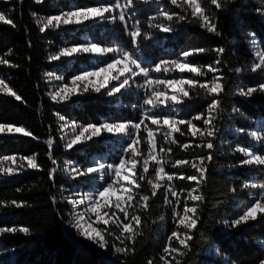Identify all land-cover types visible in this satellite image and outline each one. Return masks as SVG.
Wrapping results in <instances>:
<instances>
[{
	"label": "trees",
	"instance_id": "1",
	"mask_svg": "<svg viewBox=\"0 0 264 264\" xmlns=\"http://www.w3.org/2000/svg\"><path fill=\"white\" fill-rule=\"evenodd\" d=\"M108 2L114 0H45L42 4H36L34 0H0V11L8 13L16 24V27H12L0 22V56L8 59L10 64L18 65H0V78H4L24 101H17L12 96L0 93V123L23 126L39 138L23 135L0 137V157L36 154L37 163L40 165L38 169L26 168L11 177L0 178V200L26 202V206L21 208L0 207V227L25 226L30 229L28 234L0 233V264H121V261L124 264H147V260L151 258H156L157 264H162L159 254L167 235L175 227L172 205L165 204L163 188L149 201L150 211L135 209L143 221L140 227L143 235L136 238L134 254H115L111 244H118L119 241L114 236L108 237L110 246L102 249L79 237L72 227L71 206L64 197L72 189H85L88 185L83 183L85 178L67 177L64 172L65 164L70 162L83 168L89 166L94 158L103 156L106 157V164H116L121 154L115 144L110 146L102 142L65 150L59 131L60 117L79 125L137 122L143 100L133 86L112 96L107 95L105 90L97 94L87 93L67 104L50 99L46 83L49 74L64 71V74L71 75L82 67L92 66V61H98L85 56L74 58L71 62L48 59L59 48L81 44L84 37L101 47H123L148 68H153L161 60L181 58V52L195 48L209 51L195 54L188 59L196 65H206L216 58V53L210 51L211 49H225L221 56L222 63L218 65L225 77V90L219 97L221 106L216 114L215 126L218 131L213 141L215 148L211 150L213 158L205 161L206 179L199 185L205 199L199 206L200 219L193 230L191 248L182 258V264H258L259 260L264 259V217H258L256 221L237 228H225L224 221L239 214L255 191L251 188L242 189L241 184L264 183V169L240 166L242 154L234 151L243 147L264 152V144H253L247 135L255 129L257 123L264 131V94H254L251 97L238 94L240 87L254 86L264 77V73H251L247 70L252 59L250 41L255 39L257 45L264 48V16L256 12V8L264 0H231L223 10L208 6V14L216 17L220 35L208 33L195 21L189 22L190 17L189 20L179 23L161 18L158 22L170 23L173 29L171 32L148 29L147 17L155 15L158 10H181L168 3V0H148V3L136 0L132 8V12L136 13L135 19H139L144 30L151 33L147 39L140 38L137 46L131 44L119 21L88 22L41 33L32 17L33 12L38 16L55 15L61 10L67 11L76 6ZM8 50H12L11 55H6ZM238 67L245 71L236 73L234 69ZM158 74L162 79L183 77L201 82L210 80L213 75L207 73L205 76L196 77L187 71ZM184 87L187 89V85ZM189 95L191 99L185 98L180 104L166 103L152 111L162 116L191 119L205 111L211 97H206L198 88L189 90ZM133 104L137 107L133 108ZM194 123L197 127H203L202 121ZM151 127L156 128L155 125ZM179 127L187 132L186 125ZM143 135L146 137L147 133ZM49 137L54 141L53 157L57 161L56 165L48 158L49 148L45 141ZM173 137L179 143L191 142L193 147L184 151L178 144H165V147L172 148L169 153L170 163L165 165V171L169 174H196L190 166L173 169L171 163L176 159L193 160L197 156H206L209 150L195 148L194 145L201 141L190 133L184 136L173 133ZM157 140L160 144L164 143L160 133L157 134ZM108 141L118 140L110 138ZM141 150L146 155L147 145L142 144ZM54 167L57 171L53 174L54 178L49 180L48 170ZM153 168L150 162L152 175ZM172 183L178 192L185 190L180 192L181 197L186 196L187 189L197 187L195 181L174 179ZM141 184L143 188L139 191L151 195L150 186L143 181ZM17 188L21 191L17 192ZM232 188L236 189L235 193L231 191ZM52 197H55V203ZM188 203L191 206L194 202ZM182 205L183 200L177 206L179 211H182ZM161 216L164 217L163 220L160 219ZM174 246L178 245L174 242Z\"/></svg>",
	"mask_w": 264,
	"mask_h": 264
},
{
	"label": "snow or ice",
	"instance_id": "2",
	"mask_svg": "<svg viewBox=\"0 0 264 264\" xmlns=\"http://www.w3.org/2000/svg\"><path fill=\"white\" fill-rule=\"evenodd\" d=\"M44 2L45 0H34L36 4ZM143 2L148 3V0H143ZM135 3L136 0H114V2L99 3L93 6H76L67 11L61 10L55 15L38 16L37 13L33 12L32 17L41 33L49 29L55 30L67 25H81L93 20H107L110 23L119 21L124 26L125 34L130 38L131 44L137 46L140 38L147 39L151 33L144 30L139 19H135L136 13L132 12ZM168 3L181 11L158 10L155 15L147 17L148 29L171 32L173 29L170 23L158 22L161 18L169 22L175 20L179 23L189 20L190 17L189 22L195 21L201 29L206 30L208 33L220 35L216 17L208 14V6H214L216 10H223L231 3V0H168ZM256 12L264 16V3L256 8ZM0 22L16 27L11 16L3 11H0ZM250 43L252 45V59L248 63L247 70L251 73H257L258 71L264 73V48L258 46L255 39L251 40ZM207 51L209 49L205 48L183 51L180 54L181 58L161 60L153 68L144 67L138 57L123 47H101L99 44L92 42L62 47L48 56L49 60H59L62 57H72L80 54H97L99 56L112 54L109 60L103 61V67L96 66L93 71H82L79 75L72 76L70 84L68 82L62 83L55 91L48 92L47 95L56 102L68 100L77 93L80 95L88 92L100 93L102 89H106L107 95L112 96L121 92V90L130 89L133 84H136L137 77H143V83L136 84L137 88L145 89V96L140 106L141 112L137 122H100L99 124L87 123L80 125L65 122L60 126L59 131L63 133L61 140L63 141V147L66 149H72L76 145L87 143L100 137L102 133L123 134L128 139L126 146L123 148L125 155L119 158L117 164L106 166L97 160L93 166L78 168L75 166L69 167L68 163L70 162L66 163L64 171L73 179L95 174H99L101 180H105V175L111 177L110 182L106 181L105 185H101L102 190L97 189L91 194L72 193L64 197L71 206L72 227L79 236L102 249L110 246L108 237L114 236L115 240L119 241L118 244H111L115 254L122 256L134 254L136 238L143 235L140 231L143 221L135 209L140 208L143 211H150L149 201L156 197L158 191L163 188L165 204L172 205V217L175 227L167 235L159 254V261L162 264H182V258L186 256L191 248L190 242L193 239V230L197 227L200 219L199 206L205 199L200 192L199 185H202L206 179L207 167L205 161L213 158L211 150L215 148L213 141L218 131L215 126L216 114L221 106L219 97L225 90L223 83L225 77L218 67L222 63L221 56L225 52L224 48L211 49L210 51L216 53V58L212 63L206 65H196L188 59L195 54ZM11 53L12 50H8L6 55H11ZM0 65L18 67V65L10 64V61L3 56H0ZM177 70L181 73L187 71L196 77L205 76L207 73L213 75L210 80L203 82L197 79L153 80L150 78L152 72L167 73ZM234 71L241 73L245 69L238 67ZM101 73L104 76L100 84H95L89 79ZM56 79L62 80L63 78L57 76ZM160 85L163 88L158 87ZM173 85L180 87L178 91H173L169 95L167 89ZM184 85H187V89ZM195 88H198L206 97H211V99L205 111L196 114L191 119H177L175 116L170 115L162 116L152 111L166 103L180 104L185 98L191 99L189 90ZM0 93L24 102L23 98L9 86L4 78H0ZM238 94L243 97L264 94V77L254 86L240 87ZM132 107L136 108L137 105L133 104ZM60 119L63 120L64 118L60 117ZM194 121H202L203 127H197ZM151 125H155L156 128L153 129ZM179 125H186L187 132ZM65 129H70V132H65ZM237 131H243V129H237ZM0 133H21L23 136L39 139L23 126L16 127L13 124L0 123ZM144 133H147L146 137L143 135ZM157 133L163 136V144L158 142ZM173 133H179L181 136L190 133L192 137H199L201 142L195 144L194 147L209 150L206 156H197L193 160L176 159L171 163L173 169L190 166L196 174L183 175L175 172L169 174L165 171V165L170 163L169 153L172 152V148L170 146L165 147V144H178L184 151L193 147L191 142L179 143L173 137ZM247 135L252 140L264 144V134L261 132L252 131ZM45 143L49 148L48 158L53 165H56L57 161L53 157L54 141L49 137ZM142 144L147 145L146 155L141 150ZM234 151L242 154L243 158L239 160L240 166L264 169V152L251 151L243 147H238ZM9 161L11 163H7ZM150 162L154 166V175L150 173ZM138 163L140 164L139 168ZM13 165L16 166L13 167ZM39 167L36 154L0 157V176L3 177H11L23 172L26 168L38 169ZM56 171L57 168L55 167L48 170L49 180L54 178L53 174ZM174 179L195 181L197 187L187 189L186 196L181 197L180 192L185 190L181 189L178 192L172 183ZM142 181L150 186L151 195L139 191L143 188ZM241 188H251L256 192L242 207L239 214L231 220L224 221L225 228H237L250 221H256L258 217H264V183L244 182L241 184ZM16 191L20 192L21 189L17 188ZM231 191L235 193L236 189L232 188ZM109 193L114 199L106 196ZM51 199L55 203V197ZM182 200V211H179L177 206L181 205ZM188 201L194 203L190 206ZM8 206L21 208L26 206V202L0 200V207ZM120 214H122V217ZM93 217H95L94 220ZM160 219L163 220L164 217L161 216ZM101 223L105 225L104 228L99 227ZM113 226L119 230L118 234L114 233ZM18 232L28 234L30 229L25 226L0 227V233ZM174 242L178 246H174ZM121 264H124V261H121ZM147 264H157L156 258L148 259ZM258 264H264V259L259 260Z\"/></svg>",
	"mask_w": 264,
	"mask_h": 264
},
{
	"label": "rangeland",
	"instance_id": "3",
	"mask_svg": "<svg viewBox=\"0 0 264 264\" xmlns=\"http://www.w3.org/2000/svg\"><path fill=\"white\" fill-rule=\"evenodd\" d=\"M107 2V1H106ZM115 14V13H114ZM97 21H99V22H103V21H105V20H93V21H88L89 23H95V22H97ZM88 22H85L84 24H86V23H88ZM84 24H81V25H84ZM71 26H80V25H67V26H63V27H61V28H59V29H65V28H68V27H71ZM88 42H92V43H94L91 39H89L88 37H84L83 39H82V42H81V44H84V43H88ZM106 47H113V46H106ZM250 48H251V50H252V45L250 46ZM60 49V48H59ZM58 49V50H59ZM57 50V51H58ZM111 55L112 54H107V55H105V56H99V55H97V54H80V55H74V56H72V57H62L61 59H59V60H52V61H55V62H64V61H66V62H71L74 58H78V57H82V56H85V57H89V58H96V59H98V61H92V63H93V65L92 66H88V67H82L79 71H77V72H74L73 74H71V75H66V74H64L63 72L64 71H61V73H52V74H49L48 76H47V79H46V83H47V88H48V92H50V91H55L62 83H65V82H68L69 84H70V82H71V78H72V76H74V75H79L82 71H85V70H87V71H93L94 70V68L96 67V66H99V67H103V61H105V60H109V58L111 57ZM177 72H179L178 70H177ZM154 73V75H152V73H150V78H152L153 80H156V79H160V80H165V79H162L161 78V76H159V74L157 73V72H153ZM57 76H59V77H62L63 79L62 80H57L56 79V77ZM104 76V74L103 73H101V74H99V75H97V76H94V77H90L89 79L93 82V83H95V84H100L101 82H102V77ZM179 79H185V78H183V77H181V78H179ZM136 80H139V81H136V84H142L143 83V77H137L136 78ZM171 80V79H170ZM114 83V82H113ZM136 84H133L132 86L133 87H135L136 88V90L141 94V96H142V98H144V96H145V89H143V88H137L136 87ZM162 85H160V86H158V87H160V88H162L161 87ZM179 87L180 86H178V85H173L172 87H170V88H168L167 89V92H168V94L169 95H171L172 94V92L173 91H178V89H179ZM132 88V87H131ZM130 88V89H131ZM102 90H105V92H106V89H102ZM101 90V91H102ZM127 90H129V89H127ZM88 93H95V92H88ZM85 94H87V93H85ZM85 94H83V95H80L79 93H77L76 95H73V96H71L70 97V99H68V100H65V101H61V102H58V103H61V104H67V103H69V102H71L72 100H75V99H78V98H81V97H83ZM95 94H97V93H95ZM107 94V93H106ZM51 99V98H50ZM52 100V99H51ZM54 102H56V101H54ZM65 122H67V123H69V124H72V123H74V122H72V121H69V120H66V119H63V120H59V128H60V126L63 124V123H65ZM76 124V123H75ZM77 125H79V124H77ZM253 131H259V132H261L262 134H264V131L262 130V127H261V125L259 124V123H257L256 124V126H255V129L253 130ZM65 132H70V129H65ZM252 132V131H251ZM63 133H61L60 132V135H62ZM157 134H159V133H157ZM21 135H23V134H21V133H16V134H7V133H0V137H8V136H21ZM110 138H113V139H116V140H118L117 142H114V141H108ZM94 142H102V143H104V144H109L110 146H113L114 144V146H117V149H118V152H120V154H121V156L122 155H125L124 153H123V148L126 146V144H127V142H128V139H127V137L126 136H124L123 134H113V133H102L101 134V136L100 137H97V138H94L93 140H91V141H89V142H87V143H84V144H79V145H76V146H74L73 148H75V147H79V146H82V145H85V144H88V143H94ZM251 142L253 143V144H255V145H259L260 143L258 142V141H255V140H252L251 139ZM62 146H63V141H62ZM64 148V147H63ZM65 150H70V149H66V148H64ZM252 151V150H251ZM105 156H103V157H100V158H94L92 161H91V163L89 164V166H93L94 165V162L95 161H97V160H99L101 163H103V164H105L106 166L107 165H110V164H106L105 163ZM7 163H11L10 161L9 162H7ZM119 163V162H118ZM117 164V163H116ZM66 165V164H65ZM16 165H13V167H15ZM68 166L69 167H72V166H75L73 163H68ZM75 167H77V166H75ZM88 167V166H87ZM64 168H65V166H64ZM78 168H80V167H78ZM254 168H257V167H254ZM257 169H262V168H257ZM65 172V171H64ZM66 174V173H65ZM66 176L67 177H69L67 174H66ZM0 178H1V176H0ZM69 178H71V177H69ZM83 178H85L86 179V181H83V183L84 184H87L88 186L85 188V189H77V188H74V189H72L71 191H70V193L68 194V195H70V194H72V193H81V194H84V193H89V194H91V193H94L97 189H101V185H105L106 184V181H108V182H110V180H111V177L110 176H107V175H105V180H101L100 178H99V174H95V175H93V176H89V177H83ZM83 178H80V177H77V178H75V179H83ZM71 179H73V178H71ZM102 190V189H101ZM255 192H256V190L255 191H253L252 192V194H251V198H252V196L255 194ZM67 195V196H68ZM117 195H119V193H117ZM106 196H108L110 199H114V197H111V193H109V194H106ZM121 215V217H122V214H120ZM95 219V217H93V220ZM99 227L100 228H104L105 227V225L103 224V223H101L100 225H99ZM75 230V229H74ZM113 231L116 233V234H118V232H119V230L118 229H116L115 228V226H113ZM75 232H76V230H75ZM77 235H78V233H77ZM79 236V235H78ZM79 237H81V236H79ZM82 239H84L83 237H81ZM85 241H87L86 239H84ZM87 242H89V243H92V242H90V241H87ZM93 245H96V244H94V243H92ZM97 246V245H96Z\"/></svg>",
	"mask_w": 264,
	"mask_h": 264
}]
</instances>
